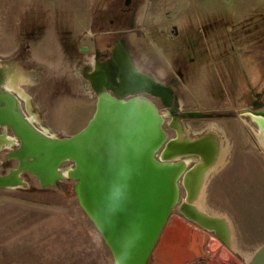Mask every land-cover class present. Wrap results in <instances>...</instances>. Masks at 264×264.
Segmentation results:
<instances>
[{
    "label": "rangeland",
    "instance_id": "obj_1",
    "mask_svg": "<svg viewBox=\"0 0 264 264\" xmlns=\"http://www.w3.org/2000/svg\"><path fill=\"white\" fill-rule=\"evenodd\" d=\"M140 1L133 0L129 7L134 10ZM180 1L150 3L153 7L161 3L166 8L176 7L171 12L178 17L181 14L182 20L183 11L191 8L190 25L171 31L168 47L155 42L160 61L174 60L170 68L189 78L168 75V80L154 81L171 91L169 104L152 92L153 82H131L129 88H123L118 71L99 56L106 45L104 32L122 30L119 25L130 16L125 13V0H0V68L21 75L12 89L0 76V92L9 93L14 110L37 131L54 139L81 131L103 93L119 99L143 96L155 105L162 119L165 139L155 153L158 160H162L165 142L178 138L182 131L189 139L213 131L220 142L219 151L212 167H205L209 171L203 175L201 191L189 196L183 174L177 180L178 203L193 199L203 211L227 222L229 242L219 243L214 250L210 240L203 241L201 249L206 255L216 259L217 252L223 250L225 264H249L264 246V144L249 115L264 111V0H187L186 9L180 8ZM196 6L213 12L224 7L228 13L222 10L205 15L194 11ZM135 31L131 41L146 39L139 27ZM125 35L117 32L107 44L113 49V43ZM153 35L149 33V44L155 40ZM127 46L134 58L139 57L138 51L152 56L140 47L137 51L131 42ZM168 67L164 66L167 72ZM96 74L101 77L98 86ZM223 77L233 78L236 88L226 86ZM6 137L13 141L9 143ZM19 146L11 128L0 125L1 176L17 169L18 159L12 152ZM170 162H184L188 171L202 165L198 155ZM73 168L74 163L66 160L57 170ZM68 171L55 182L44 184L23 170L21 183L0 187V264H117L74 194L76 180ZM178 203L166 225L180 220L196 227L180 214ZM151 262L152 257L147 264Z\"/></svg>",
    "mask_w": 264,
    "mask_h": 264
},
{
    "label": "water",
    "instance_id": "obj_2",
    "mask_svg": "<svg viewBox=\"0 0 264 264\" xmlns=\"http://www.w3.org/2000/svg\"><path fill=\"white\" fill-rule=\"evenodd\" d=\"M2 71L0 68V76ZM13 102L9 93L0 92V125L11 128L20 141L12 152L18 167L0 175V187L21 183L23 170L44 184L53 183L44 181L46 174L57 179L55 169L69 160L74 168L66 170L76 180L77 198L117 264H147L151 257V264H195L202 256L189 237L178 232L177 222L166 225L178 201L177 180L184 171L176 173L184 162L155 157L165 137L161 116L152 102L143 96L119 99L103 93L89 123L77 134L58 139L26 123ZM190 152L185 155H193ZM196 167L186 172L185 181ZM203 239L207 241L205 236ZM249 264H264V246Z\"/></svg>",
    "mask_w": 264,
    "mask_h": 264
},
{
    "label": "bare ground",
    "instance_id": "obj_3",
    "mask_svg": "<svg viewBox=\"0 0 264 264\" xmlns=\"http://www.w3.org/2000/svg\"><path fill=\"white\" fill-rule=\"evenodd\" d=\"M118 61L122 64L121 57H118ZM123 66L127 68L126 65ZM1 77L5 79L7 87L12 89L16 88V86L13 85H16V82L20 80L21 75H19L16 71L9 69L7 72L5 70L2 71ZM152 92L160 96L166 104H169L171 102L172 94L168 88H161L156 85L154 86ZM19 94L22 95V93ZM250 116L253 118L256 125L258 126L259 132L257 137L259 141L264 144V114L250 113ZM25 122L27 123V121ZM203 138L206 139V142H201L203 141ZM6 140L9 143L13 141L12 138L7 139V137ZM219 143V139L213 131H210L205 136L196 139H189L187 137L186 132L182 131L181 133H179L178 138L171 139L165 142L163 148L164 153L162 154L163 158H179L185 155V153L189 154L191 153L190 151H194L192 152L193 155H199L202 159L203 164L200 165V167L197 166L194 172L190 174L185 181L187 190L189 191V196H196L198 193H200V185L203 175H207V171H209H206L205 167H210L215 162V158L217 156L216 154H218L219 151ZM208 148L210 151H207ZM180 166L181 167L176 173V176L180 172L184 171L185 164L182 163ZM65 172H67V170H63L62 172H60L55 169V177H57V174L59 176L61 175V173L65 174ZM68 173L70 174V171H68ZM56 180L57 179L53 180L49 174H46L44 179V181L52 182H55ZM177 197L179 198L178 194ZM178 207L181 209L183 217L196 225V227H188L187 225L182 224L180 220L175 221L177 222L175 223V226L179 230L178 232L189 237V242H192L194 248L202 255L201 257H198V259H196L195 264H225L227 258L223 250H219L216 254V259H214V257L206 255L205 252L201 249V244L205 240L203 239L204 236L207 238V241L210 240L211 249L213 248L214 250L217 249L219 243L229 242L230 231L225 219L219 216H214L206 213L193 201V199L190 198L182 200L180 203H178ZM205 227H208V229H206ZM202 229L208 232L212 231L214 233V236L206 235L204 234V232L202 233L200 231Z\"/></svg>",
    "mask_w": 264,
    "mask_h": 264
},
{
    "label": "crops",
    "instance_id": "obj_4",
    "mask_svg": "<svg viewBox=\"0 0 264 264\" xmlns=\"http://www.w3.org/2000/svg\"><path fill=\"white\" fill-rule=\"evenodd\" d=\"M115 1V0H113ZM126 1V0H125ZM133 0H130L129 4H125L124 5L127 7L125 10V13H130V16L127 20H125L123 22V24L119 25V27H122L123 29L121 30H111L109 33V30H105L106 32V43L107 41L113 37V34H116L117 32H121V33H127V35H125L123 38L124 39H118L113 43V49L112 50V54H111V59L108 61H110V66H112L113 68H115L118 71L119 74V79L121 82V85L123 86V88H129L131 86V82H133L134 84L141 83V82H145V81H150L153 82L154 84H152V86H156L158 84H156L155 82H161V81H165L168 80V75H174V76H178L182 79H186L189 80V78L185 77L183 72L181 73V71L177 70L176 68H170L171 65H175L174 60L173 62H170L169 60L165 62H161L160 59L158 58V54L157 51L155 50V44L157 42H161V43H165L166 46L168 47V43L171 40V31L172 32H176V30H181L178 27L184 28L187 27L188 25H190L189 23V17L191 16V8L188 11H183V19H180L178 17V15H175V13H172L171 10L176 9V7L174 8L172 5L171 6H167L163 5L164 3L158 4L157 6L153 7L151 6V1L149 0V3L146 4L147 0H141L140 2H138L134 8V10L131 9V7H129L131 5ZM164 0H162L163 2ZM167 1V0H165ZM189 1V0H188ZM211 3V0H208ZM215 1V0H214ZM226 1V0H224ZM228 1V0H227ZM187 2V0H182L180 1L181 7L182 9H186L187 5H184ZM192 2L195 3L194 0H192ZM213 3V0H212ZM173 8V9H172ZM195 8V7H194ZM208 7L204 10V8H198L196 6V9H194V11H198L200 10V12H202V14L205 15H214V14H219V12H221L222 10H224L226 13H228L227 9L222 7L221 10L219 9H215V11L213 12L212 9L207 10ZM180 10V9H178ZM174 11V10H173ZM230 15V14H229ZM132 18V19H131ZM134 20V21H133ZM110 24L114 25L115 22L111 19ZM139 27L140 31L144 34L143 37L146 39H141V40H134L131 41L129 38H131L132 35H134V33L136 32V28ZM135 28V29H134ZM116 33H114V32ZM140 32V33H141ZM149 33H153L154 35V41H150L151 43L149 44V41L147 38H149ZM95 34V33H94ZM148 35V36H146ZM129 40V41H128ZM127 42H131L135 49L138 51L139 47L141 49H145V51L148 50V53L151 54L152 56H148L147 54L146 56L143 55L142 52L138 51L139 57H135L132 54L131 48L129 46H127ZM156 42V43H155ZM105 44V43H102ZM101 44V45H102ZM150 45V48L153 47L155 52L154 53H150L149 49H147ZM154 45V46H153ZM105 47V45H103ZM111 46V47H112ZM137 46V48H136ZM133 50V49H132ZM142 51V50H141ZM118 57H121L122 59V64L118 61ZM149 64V65H147ZM123 65H126V67H124ZM167 65V67L169 68V72H167L166 68H164V66ZM109 66V67H110ZM166 69V70H165ZM226 72V70H225ZM181 74V75H180ZM223 80L227 81L226 82V86L229 85V88H231V86L235 87V81L233 78H229L223 77ZM155 81V82H154ZM230 81V82H228ZM130 85V86H129ZM141 85V84H140ZM136 86V85H135ZM172 87L170 86V89ZM236 88V87H235Z\"/></svg>",
    "mask_w": 264,
    "mask_h": 264
},
{
    "label": "flooded vegetation",
    "instance_id": "obj_5",
    "mask_svg": "<svg viewBox=\"0 0 264 264\" xmlns=\"http://www.w3.org/2000/svg\"><path fill=\"white\" fill-rule=\"evenodd\" d=\"M111 54H112V50H111V48H110V45L109 44H107L106 43V45H105V48H104V50L99 54V56L101 55V57L102 58H104V59H106V60H110L111 59ZM110 61H108L107 63H106V65H108V66H110ZM100 74H96V76H95V83L97 84V86L99 85V80H100ZM158 96V95H157ZM158 98H160V100L162 101V102H164L163 101V99L160 97V96H158ZM165 103V102H164ZM257 112H260V111H256V112H252V113H257ZM264 112V111H263ZM248 114V113H247ZM249 115H250V113H249ZM251 117V116H250ZM251 119V121L252 122H254L255 123V121L253 120V118L251 117L250 118ZM256 124V123H255ZM257 126V125H256ZM175 139V138H174ZM199 156V155H198ZM188 170H186V168H185V170H184V172L181 174V176L183 175V174H186V172H187ZM178 211L180 212V214L182 215V213H181V209L178 207ZM183 216V215H182ZM213 233V232H212Z\"/></svg>",
    "mask_w": 264,
    "mask_h": 264
},
{
    "label": "trees",
    "instance_id": "obj_6",
    "mask_svg": "<svg viewBox=\"0 0 264 264\" xmlns=\"http://www.w3.org/2000/svg\"><path fill=\"white\" fill-rule=\"evenodd\" d=\"M74 194L76 195L75 191H74Z\"/></svg>",
    "mask_w": 264,
    "mask_h": 264
}]
</instances>
